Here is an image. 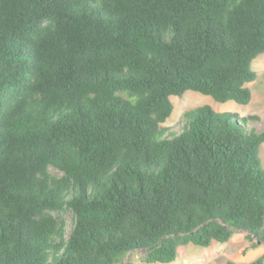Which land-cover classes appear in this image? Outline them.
I'll return each mask as SVG.
<instances>
[{"label":"trees","instance_id":"1","mask_svg":"<svg viewBox=\"0 0 264 264\" xmlns=\"http://www.w3.org/2000/svg\"><path fill=\"white\" fill-rule=\"evenodd\" d=\"M262 54L264 0H0V264L264 244V131L210 106L162 127L188 91L248 105Z\"/></svg>","mask_w":264,"mask_h":264},{"label":"rangeland","instance_id":"2","mask_svg":"<svg viewBox=\"0 0 264 264\" xmlns=\"http://www.w3.org/2000/svg\"><path fill=\"white\" fill-rule=\"evenodd\" d=\"M252 69L257 77L254 82L246 85L252 93V99L248 105H241L235 101L219 103L210 96L188 91L182 97L173 96L171 98L174 104V112L162 124V127L174 132H181L185 124L183 115L187 111L210 106L217 113H230L240 118L250 117L252 119L249 122L250 126L255 127L258 131H264V54L253 61ZM260 158L264 167V144L261 148ZM53 173L57 174V171H53ZM64 216L68 220L70 231L71 214L68 213ZM250 245L251 243L247 241L245 233L236 234L228 243L215 242L208 248L190 244L179 248L178 258L171 264H226L227 261L249 263L264 254V244L257 249L247 250ZM144 257L145 252L135 251L128 254L126 260H130L133 264H148L144 261Z\"/></svg>","mask_w":264,"mask_h":264}]
</instances>
